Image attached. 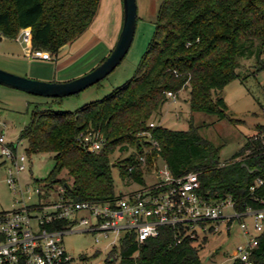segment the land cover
Returning <instances> with one entry per match:
<instances>
[{
  "label": "trees",
  "instance_id": "16d2710c",
  "mask_svg": "<svg viewBox=\"0 0 264 264\" xmlns=\"http://www.w3.org/2000/svg\"><path fill=\"white\" fill-rule=\"evenodd\" d=\"M99 2L0 0V35L15 39L21 28L30 27L31 48L56 57L63 45L89 27ZM248 58H255L256 70L264 69V0H163L153 36L131 78L74 112L36 108L17 141L25 140L27 156L53 155L50 173L40 180L46 196L63 188L76 201H112L118 195L112 167L118 168L124 184L143 185V167L151 168L158 154L174 176L196 173L199 192L206 200L230 198L237 211L258 207L264 198V144L260 140L247 138L231 161L223 163L221 145L204 138L200 125L190 120L188 129L176 130L158 122L169 99L167 92L176 97L181 90H187L191 112L226 117L219 92L239 77L240 61ZM88 130L103 134L99 151L88 150L79 140V134ZM148 148L150 152L145 153ZM116 152L120 157L112 159ZM141 155L146 156L145 165ZM239 156L244 159L235 160ZM243 162L255 171L249 172ZM257 178L262 183L250 191ZM66 223L59 220L54 227ZM206 240L205 236L201 243ZM197 241L177 236L171 226L142 242L134 232H125L108 252L107 261L202 264ZM251 258L252 264H264V232ZM233 264L243 262L236 259Z\"/></svg>",
  "mask_w": 264,
  "mask_h": 264
},
{
  "label": "rangeland",
  "instance_id": "374dc122",
  "mask_svg": "<svg viewBox=\"0 0 264 264\" xmlns=\"http://www.w3.org/2000/svg\"><path fill=\"white\" fill-rule=\"evenodd\" d=\"M162 2L163 0H136V28L128 52L110 74L82 91L54 98L33 95L0 85V107L2 108L0 120L6 125L5 141L20 142L18 149L25 150L27 146L25 140L17 141V137L19 131L29 122L33 110L37 108L74 112L85 103L104 97L113 88L131 78L153 36L157 13ZM118 11L119 16L120 12L122 15V0H100L93 22L94 26L98 25L100 32H104L115 20ZM29 51L30 47L25 42L9 38L0 40V68L26 76L25 72L30 67V58L26 55ZM255 64V58L242 59L237 68L239 77L230 81L219 92V96L223 98L226 105V117L219 118L216 114L203 111L191 112L187 101V90H181L175 98L169 97L158 122L171 129L185 130L189 128V121L192 120L195 125H200L199 132L204 138L211 140L215 145H221L220 162L229 163L232 156L244 146L247 138L264 130V125L260 127L264 124V69L256 70ZM117 157H120V154L116 152L112 159ZM28 158L27 168L19 173L22 192L13 194L6 183L10 165L5 162L4 156L0 153V211L13 209L16 199L26 204L38 203L39 197L29 192L27 187L32 190L33 186L39 185L42 194L45 195V189L40 180L50 173L54 165L53 155L37 153L29 155ZM152 164L151 168L154 167ZM155 165L162 166L161 160L156 158ZM151 168L143 167L145 181L152 180L149 176ZM112 177L116 192L119 194L141 186L135 183L124 184V181L119 178L116 166L112 167ZM53 196L51 192L50 198ZM229 212L230 209L225 208L224 213ZM81 214L87 215L86 212ZM244 221L249 223L248 232L253 234L250 218ZM122 234L109 233L107 237L99 235L101 241L95 242L94 234L78 231L64 235L63 243L69 253L72 255L83 253L91 258L92 264H118L117 259L108 262L107 255L112 247L119 244ZM203 237L200 236L197 243H201ZM206 238V242L201 243L202 264H233L236 260L233 255L236 246L245 243L246 239L237 221L231 222L228 230H226L225 222H221L219 231L207 235Z\"/></svg>",
  "mask_w": 264,
  "mask_h": 264
},
{
  "label": "built area",
  "instance_id": "2783aa9c",
  "mask_svg": "<svg viewBox=\"0 0 264 264\" xmlns=\"http://www.w3.org/2000/svg\"><path fill=\"white\" fill-rule=\"evenodd\" d=\"M30 39V27L21 28L16 36L17 41L30 47L27 56L42 60L52 58L46 50L32 49ZM167 96L175 98L172 92H167ZM154 124L151 122L150 126ZM5 126L0 120V153L10 165L7 186L16 194L22 192L19 173L27 168L29 158L24 150L18 149L20 142L5 141ZM78 138L90 151H99L105 141L99 130L81 132ZM252 138L264 144V130ZM152 143L157 145L155 141ZM147 152H150L149 148ZM156 158L161 160L162 166L155 165ZM156 158L149 174L151 181L118 193L112 201H76L66 196L63 188L49 191L44 197L39 185L33 186L32 190L27 187L39 197L38 203L26 204L16 199L13 209L0 211V264H92L85 254L72 255L66 250L63 237L72 232L94 234L95 242L101 241L99 235L107 237L109 233L134 232L137 240L142 242L159 236L162 227L171 226L177 229V236L182 234L198 239L218 232L221 222H225L228 230L233 221L238 222L246 237L245 243L236 246L233 255L243 264H252V252L258 245V236L264 232V198L259 200L258 207L248 206L244 211L235 210L230 198L208 201L199 192L196 173L174 176L158 154ZM139 159L145 165L146 156L141 155ZM243 159L244 156H239L235 160ZM262 181L257 178L250 191ZM51 192L53 198H50ZM225 208L230 212L224 213ZM246 218L251 220L253 234L248 232ZM59 220L67 221L66 225L54 227ZM180 239L178 237L177 241Z\"/></svg>",
  "mask_w": 264,
  "mask_h": 264
},
{
  "label": "water",
  "instance_id": "95a60500",
  "mask_svg": "<svg viewBox=\"0 0 264 264\" xmlns=\"http://www.w3.org/2000/svg\"><path fill=\"white\" fill-rule=\"evenodd\" d=\"M122 7V26L113 48L104 59L86 73L66 81H46L15 74L0 68V85L33 95L58 98L76 94L99 82L122 61L133 41L137 19L136 0H122ZM242 166L249 172L255 171V169H249L244 162Z\"/></svg>",
  "mask_w": 264,
  "mask_h": 264
},
{
  "label": "crops",
  "instance_id": "0c3cea01",
  "mask_svg": "<svg viewBox=\"0 0 264 264\" xmlns=\"http://www.w3.org/2000/svg\"><path fill=\"white\" fill-rule=\"evenodd\" d=\"M122 15L120 12L119 16L118 11L115 20L104 32H100L98 25L94 26L93 19L84 32L73 42L63 45L57 56L50 60L27 56L30 58V67L25 75L46 81H66L86 73L104 59L113 48L122 26ZM19 32L20 30L18 34ZM0 36V40L6 38Z\"/></svg>",
  "mask_w": 264,
  "mask_h": 264
}]
</instances>
